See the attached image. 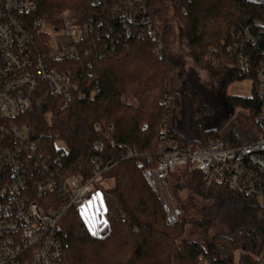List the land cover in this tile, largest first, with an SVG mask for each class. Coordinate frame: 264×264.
Instances as JSON below:
<instances>
[{
	"label": "trees",
	"instance_id": "obj_1",
	"mask_svg": "<svg viewBox=\"0 0 264 264\" xmlns=\"http://www.w3.org/2000/svg\"><path fill=\"white\" fill-rule=\"evenodd\" d=\"M31 1L36 6L31 17L59 25L61 14L91 10L95 0ZM146 2L164 44L160 54H154L156 44L148 38L133 39L129 48L113 51L101 39L89 37L81 42L80 58L62 66L75 75L79 91L74 98L48 97L32 113L15 118L17 125L43 135L41 147L48 153L58 154L55 141L63 143V167L69 175L91 177L93 156L112 165L104 177H111L115 188L104 193L108 218L99 232L92 234L76 209L60 221L64 264H264V204L258 199L235 195L223 184L206 185L198 174L190 176L187 188L209 203L190 222L201 232L202 243H195L184 238L188 222L167 224L162 202L143 174L159 162L163 128L171 129L173 140L183 148L206 147L211 140L230 146L258 140L243 142L242 131L232 124L218 130L207 127L206 118L215 112L204 99L198 73L182 65L191 136L181 135L175 128L178 92L171 80L178 65L172 52L174 25L197 68L221 81L223 93L232 81L245 79L227 47L232 33L260 18L262 8L254 0ZM219 102L229 110L227 118L236 108L245 111V121L254 122L259 113L253 91L247 98L225 94ZM98 124L114 126L116 146L109 144L105 130H97ZM96 141L105 142L106 148L99 151ZM136 151V158L127 157ZM218 225L225 232L211 234Z\"/></svg>",
	"mask_w": 264,
	"mask_h": 264
},
{
	"label": "built area",
	"instance_id": "obj_2",
	"mask_svg": "<svg viewBox=\"0 0 264 264\" xmlns=\"http://www.w3.org/2000/svg\"><path fill=\"white\" fill-rule=\"evenodd\" d=\"M257 2L262 16L232 33L227 52L240 76L253 80L260 136L243 145L211 140L206 147L183 148L171 129L163 128L159 162L143 174L162 202L167 224L182 220L185 213L175 191L194 174L206 185L223 184L235 195L264 204V0ZM93 4L88 11L61 14L55 25L31 17L36 9L31 0H0V264H64L60 221L70 209L92 206L112 166L93 156L91 177L69 175L65 153H48L41 147L43 135L17 125L15 118L32 113L48 97L74 98L79 91L75 75L62 66L80 58L81 42L89 37L113 51L129 48L133 39H152L154 54L164 45L146 0ZM96 128L105 130L109 144L116 146L113 125ZM95 146L102 151L107 145L96 141ZM136 156L137 151L127 153Z\"/></svg>",
	"mask_w": 264,
	"mask_h": 264
},
{
	"label": "rangeland",
	"instance_id": "obj_3",
	"mask_svg": "<svg viewBox=\"0 0 264 264\" xmlns=\"http://www.w3.org/2000/svg\"><path fill=\"white\" fill-rule=\"evenodd\" d=\"M257 1V0H254ZM170 3V2H169ZM171 4V3H170ZM169 15H172L170 11ZM175 32L177 33V39L174 41L172 52L174 57L178 61L177 67H175V72L172 75L171 86H173L175 92H178L177 108L175 109V128L177 132H180L181 135L185 136L187 139L191 136L190 126V99L184 91L183 88V78L181 77V65L184 68H194L198 73V85L201 86V91L206 99V103L212 108L215 112V115H210L209 118H206L207 127H217V130L220 129L222 125L228 126L232 124L234 129L242 131V141L248 142L251 139H256L260 136L261 128L258 124L251 121H245V111L241 108H236L234 110V115L231 118H227L229 110L224 111V103L219 102L222 100V97L227 94L229 96H240V97H250L253 91V80L246 77L242 80L232 81L226 88V92L223 93L221 81H217L210 77V74L207 70H201L197 68L192 57H190L187 48L182 46L180 39L178 38V29L174 25ZM177 30V31H176ZM49 34L50 32L47 31ZM179 39V40H178ZM179 41V42H178ZM55 40L52 43L55 45ZM69 69V68H63ZM222 123V124H221ZM55 147L59 149H65L61 141H55ZM190 147V146H189ZM200 147V146H199ZM189 180V178H188ZM187 183L184 184V187H181L180 190L175 191V199L178 200V204L182 206L184 211V216L182 220L188 222L186 224V233L184 235L185 240L202 243L201 232L194 228L190 222H193L197 217L200 216V210L208 205V202L203 201L196 193H192L190 189L187 188ZM100 187L102 190L99 192V195L92 206L80 211V216L83 217V220L87 226V229L94 235L99 232L103 225L107 222V210L109 205L104 200V193L115 188L114 180L111 177H103V180L100 182ZM196 199V200H195ZM224 229L222 226H216L211 234H221ZM179 245L181 242L178 243ZM178 245V246H179ZM238 255L236 256V261Z\"/></svg>",
	"mask_w": 264,
	"mask_h": 264
}]
</instances>
